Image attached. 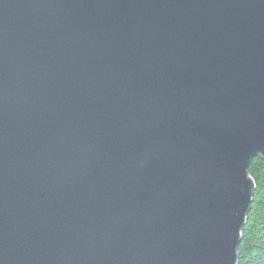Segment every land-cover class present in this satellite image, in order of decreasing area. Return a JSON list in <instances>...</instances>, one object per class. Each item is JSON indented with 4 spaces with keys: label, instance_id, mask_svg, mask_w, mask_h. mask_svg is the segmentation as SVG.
I'll use <instances>...</instances> for the list:
<instances>
[{
    "label": "water",
    "instance_id": "water-1",
    "mask_svg": "<svg viewBox=\"0 0 264 264\" xmlns=\"http://www.w3.org/2000/svg\"><path fill=\"white\" fill-rule=\"evenodd\" d=\"M264 160V0H0V264H238Z\"/></svg>",
    "mask_w": 264,
    "mask_h": 264
},
{
    "label": "trees",
    "instance_id": "trees-1",
    "mask_svg": "<svg viewBox=\"0 0 264 264\" xmlns=\"http://www.w3.org/2000/svg\"><path fill=\"white\" fill-rule=\"evenodd\" d=\"M255 184L238 245V264H264V160L254 158L247 170Z\"/></svg>",
    "mask_w": 264,
    "mask_h": 264
}]
</instances>
